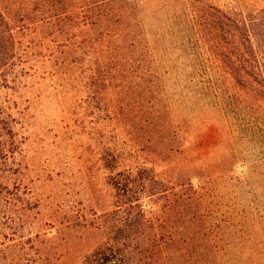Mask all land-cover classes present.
I'll return each mask as SVG.
<instances>
[{"label":"rangeland","instance_id":"1","mask_svg":"<svg viewBox=\"0 0 264 264\" xmlns=\"http://www.w3.org/2000/svg\"><path fill=\"white\" fill-rule=\"evenodd\" d=\"M97 4L90 18L18 24L0 68V115L17 146L7 181L29 208L14 233L31 238L27 257L79 264L101 241L114 194L104 159L115 157L114 171L150 167L189 196L185 218L164 198L152 218L168 232H202L183 245L191 262L264 264V121L256 125L236 95L224 104L235 93L203 18L207 5L233 11L264 0ZM242 209L257 219L245 244L233 238L247 224Z\"/></svg>","mask_w":264,"mask_h":264},{"label":"trees","instance_id":"2","mask_svg":"<svg viewBox=\"0 0 264 264\" xmlns=\"http://www.w3.org/2000/svg\"><path fill=\"white\" fill-rule=\"evenodd\" d=\"M102 1L0 0V68L5 67L6 60L12 56L9 52L14 48L13 33L18 24L27 26L90 18L99 6H95L96 2ZM203 12L205 24L212 30L210 50L234 89L235 94H227L226 98L236 95L240 107L255 112V124L264 121V5L233 11L207 5ZM6 82L4 72L0 71V87ZM229 102L230 99L224 104ZM262 131L256 128V132ZM15 141L10 121L0 115V264H34L27 257L32 248L31 238L14 233L20 226L18 221L22 222L20 216L29 209L26 199L18 195L17 189L7 181L12 174L10 164L17 148ZM117 164L115 157L104 159V166L112 172L108 183L114 192L113 208L101 216V241L82 257L79 264H181L179 261L199 264L190 261L191 253L186 252L183 245L200 241L204 236L202 232L194 230L189 233L185 228L173 227L168 232L162 223L152 218L153 208L158 199L163 198L168 207L177 210L179 219L185 218L189 196L174 192V187L158 180L150 167L137 172L131 169L114 171ZM253 213L242 209L247 224L233 235L243 244L255 238L257 219ZM206 264L222 263L210 261Z\"/></svg>","mask_w":264,"mask_h":264}]
</instances>
